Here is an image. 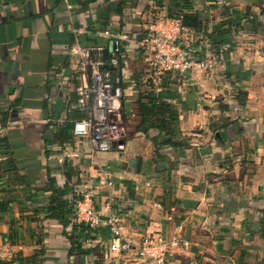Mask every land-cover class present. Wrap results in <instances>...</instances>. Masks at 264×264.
<instances>
[{
  "label": "crops",
  "instance_id": "obj_1",
  "mask_svg": "<svg viewBox=\"0 0 264 264\" xmlns=\"http://www.w3.org/2000/svg\"><path fill=\"white\" fill-rule=\"evenodd\" d=\"M177 14L188 55L215 64L167 73L156 91L134 40ZM77 44L100 47L93 57L120 79L124 132L106 152L72 132ZM142 104L173 114L160 123ZM0 123V261L40 250V264H142L115 260L103 225L82 223L89 254L71 255L68 230L43 210L57 187L71 222L89 193L126 237L178 240L166 264H264V0H0Z\"/></svg>",
  "mask_w": 264,
  "mask_h": 264
},
{
  "label": "built area",
  "instance_id": "obj_2",
  "mask_svg": "<svg viewBox=\"0 0 264 264\" xmlns=\"http://www.w3.org/2000/svg\"><path fill=\"white\" fill-rule=\"evenodd\" d=\"M184 15L158 16L148 24L145 35L134 40L136 47L145 52L149 65V78L155 90L162 89V77L167 73L177 76L186 74L193 65L200 69L212 68L215 62L210 58L192 59L184 49L190 29L184 23ZM106 36L128 40L125 33L113 35L110 31L103 32ZM100 47L77 44L71 54L77 56V76L80 81L75 89L76 108L83 117L72 124L74 137L84 139L96 151L106 152L118 146L123 137L124 127L120 120V79L104 63L93 57V52ZM119 60L112 57L109 66L117 67ZM4 126L0 123V136ZM77 220L94 229L106 226L110 233L109 253L116 258L124 255L134 256L142 264H166V255L170 246L176 245L175 238L167 240L161 236H142L132 240L123 234L120 220L114 214L105 219L100 218L91 204V195L85 193L83 200L77 202L75 210Z\"/></svg>",
  "mask_w": 264,
  "mask_h": 264
},
{
  "label": "trees",
  "instance_id": "obj_3",
  "mask_svg": "<svg viewBox=\"0 0 264 264\" xmlns=\"http://www.w3.org/2000/svg\"><path fill=\"white\" fill-rule=\"evenodd\" d=\"M185 25H189V21H186V17L184 16L183 18ZM110 69L109 67H107ZM163 111L161 110H155V106H145L141 105V110L143 116H147L151 113L155 114V116H162L160 123L164 122V117H171L173 112L170 108H168L166 105H163ZM168 113L166 115L165 113ZM145 120V118H144ZM156 127L160 128V125H156ZM169 144H178L175 142H171L170 140L167 141ZM68 189H60L57 187H53L51 189V196H50V201L49 204L43 209L47 217H52L56 218L60 221L62 224V228L64 232L68 230V238L71 241V247L69 250V253L73 255L72 252L75 251L74 255H84V254H89L87 250H79V245L77 244L76 236L78 232L82 235L81 238L86 239L85 234L87 233L85 226L82 225V223L78 222H71V218L74 217V211H73V205L70 203L64 196L67 194ZM0 210H4V206L0 205ZM67 225H70L67 227ZM41 256L42 252L40 250L31 253L30 255L24 256L21 253H16L10 260L8 261H0V264H40L41 262Z\"/></svg>",
  "mask_w": 264,
  "mask_h": 264
},
{
  "label": "water",
  "instance_id": "obj_4",
  "mask_svg": "<svg viewBox=\"0 0 264 264\" xmlns=\"http://www.w3.org/2000/svg\"><path fill=\"white\" fill-rule=\"evenodd\" d=\"M118 146L120 147V143L118 144Z\"/></svg>",
  "mask_w": 264,
  "mask_h": 264
}]
</instances>
